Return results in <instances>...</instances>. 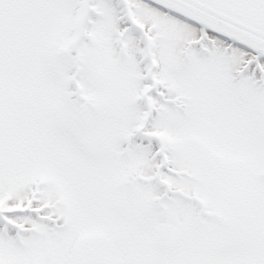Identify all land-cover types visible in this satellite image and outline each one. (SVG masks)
Wrapping results in <instances>:
<instances>
[{"label": "snow or ice", "instance_id": "snow-or-ice-1", "mask_svg": "<svg viewBox=\"0 0 264 264\" xmlns=\"http://www.w3.org/2000/svg\"><path fill=\"white\" fill-rule=\"evenodd\" d=\"M0 264H264V0H0Z\"/></svg>", "mask_w": 264, "mask_h": 264}]
</instances>
